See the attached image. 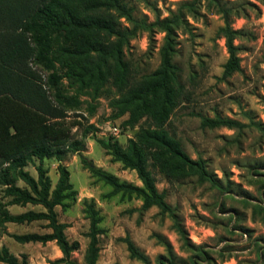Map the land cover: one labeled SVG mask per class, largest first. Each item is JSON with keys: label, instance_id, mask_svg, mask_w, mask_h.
<instances>
[{"label": "rangeland", "instance_id": "1", "mask_svg": "<svg viewBox=\"0 0 264 264\" xmlns=\"http://www.w3.org/2000/svg\"><path fill=\"white\" fill-rule=\"evenodd\" d=\"M137 19L149 24L171 17L181 10L184 22L176 27L175 63L180 67L183 98L179 100L166 129L177 139L193 160L203 159L207 170L221 188L198 181L196 176L171 174L151 159L149 169L160 192L179 216L191 242L201 252L183 245L172 228V220L157 207L142 209V199L116 194L112 188L93 177L81 157L95 167L116 176L122 182L142 187L135 171L124 169L120 162L100 145L118 142L123 148L145 128H153L148 117L134 126L126 124L129 115H120L112 100L120 98L109 80L95 92L80 88L66 80V88L81 101L69 113L67 121L80 122L72 127L73 140L81 142V152H69L63 162L77 193L63 206H58V220L68 225L65 233L70 242L78 241L72 253L84 263L89 238L90 220L84 202L94 201L102 218L98 225L100 248L97 264H143L130 258L129 237L144 252L151 264L160 257L165 264H264V0H125ZM188 3L191 8L185 7ZM216 3L230 11L231 26L238 33L234 44L240 59L239 70L224 76L229 54L226 40L220 34L225 21ZM124 22V20H122ZM165 34L158 26L140 31L125 48L126 61L134 77L150 75L160 66V49ZM63 72V71H62ZM75 80V79H74ZM228 118L244 127L209 128L202 118ZM38 163V161H36ZM59 162L45 159L43 166L54 188L59 179ZM37 177L35 167L26 168ZM23 186L22 182L18 183ZM42 207L11 206L13 214ZM45 222L6 224L0 226V249L21 260L25 254L29 264H48L62 257L55 242L17 243L12 234L47 233ZM160 236L161 240L157 238ZM165 243L171 246V256Z\"/></svg>", "mask_w": 264, "mask_h": 264}, {"label": "trees", "instance_id": "2", "mask_svg": "<svg viewBox=\"0 0 264 264\" xmlns=\"http://www.w3.org/2000/svg\"><path fill=\"white\" fill-rule=\"evenodd\" d=\"M216 5L225 21L220 34L226 40L229 54L224 65V76L228 77L240 67L234 44L238 32L231 26L230 11L219 3ZM184 6L193 7L188 3ZM184 17L179 10L171 17L149 24L145 19H137L125 0H0V226L45 222L50 232L12 234L11 237L20 244L55 242L62 257L48 264H97L98 236L103 233L98 226L102 218L95 202L86 200L84 213L90 220L86 234L89 243L84 263H78L72 253L79 249V242L68 240L65 233L68 225L58 220L56 212L58 206L77 193L68 169L61 163L69 152L82 151L81 142L72 137V127L80 122L67 121L69 113L77 110L81 101L69 93L66 80L78 83L80 88L91 87L95 92L111 80L123 93L112 104L118 107L120 115H129L126 124L134 126L144 117L151 120L153 128L142 129L126 148L116 141L99 142L112 161L136 172L142 187L120 181L83 156L82 163L93 177L112 188L110 196H135L142 199L143 210L157 207L167 214L183 245L201 252L191 242L176 210L167 202L165 192L158 190L148 162L151 159L171 174L196 176L200 182L221 188L217 178L207 170L206 162L191 159L166 129L184 95L181 69L174 61L176 27L184 22ZM155 26L165 34L160 66L150 75L137 79L126 61L125 48L140 31H151ZM202 126L244 127L236 120L221 117L202 118ZM50 158L60 163L54 188L43 166V161ZM29 165L35 167L36 178L26 170ZM27 205L42 207V210L18 214L9 211L11 206ZM157 238L161 240L160 236ZM123 241L130 258L151 264L129 237ZM165 246L171 256V246L167 243ZM164 261L160 257L158 264H165ZM0 264L29 263L25 254L20 260L3 246Z\"/></svg>", "mask_w": 264, "mask_h": 264}]
</instances>
